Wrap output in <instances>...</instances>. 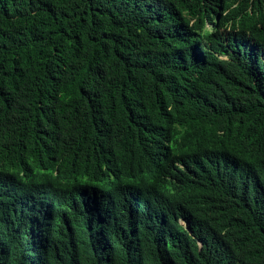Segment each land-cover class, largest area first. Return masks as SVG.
Instances as JSON below:
<instances>
[{"label": "trees", "instance_id": "16d2710c", "mask_svg": "<svg viewBox=\"0 0 264 264\" xmlns=\"http://www.w3.org/2000/svg\"><path fill=\"white\" fill-rule=\"evenodd\" d=\"M0 264H264V0H0Z\"/></svg>", "mask_w": 264, "mask_h": 264}, {"label": "bare ground", "instance_id": "6f19581e", "mask_svg": "<svg viewBox=\"0 0 264 264\" xmlns=\"http://www.w3.org/2000/svg\"><path fill=\"white\" fill-rule=\"evenodd\" d=\"M43 220V219H42Z\"/></svg>", "mask_w": 264, "mask_h": 264}]
</instances>
